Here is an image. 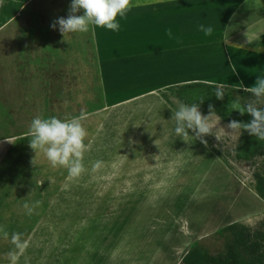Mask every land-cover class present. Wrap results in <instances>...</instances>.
I'll use <instances>...</instances> for the list:
<instances>
[{
	"label": "rangeland",
	"instance_id": "obj_1",
	"mask_svg": "<svg viewBox=\"0 0 264 264\" xmlns=\"http://www.w3.org/2000/svg\"><path fill=\"white\" fill-rule=\"evenodd\" d=\"M70 4L0 0V264H182L194 243L212 255L223 253L228 234L220 231L228 225L264 233V201L254 189L264 153L236 160L241 135L215 117L217 138L204 137L206 146L192 137L181 140L170 120L180 101L172 88L109 105L143 92L132 91L135 83L147 89L163 79L149 63L147 76L134 82L138 76L112 77L115 68L105 76L108 63H123L134 52L121 42V32L113 46L98 47L96 35L111 38L109 31L63 37L58 26L53 30ZM147 24L140 27L152 34L148 29L156 25ZM196 52L222 61L218 46ZM213 66L194 72L220 68ZM225 92L250 99L238 90ZM36 116L80 118L88 145L80 176L53 169L30 149ZM36 201L39 207L27 214L23 205Z\"/></svg>",
	"mask_w": 264,
	"mask_h": 264
},
{
	"label": "crops",
	"instance_id": "obj_2",
	"mask_svg": "<svg viewBox=\"0 0 264 264\" xmlns=\"http://www.w3.org/2000/svg\"><path fill=\"white\" fill-rule=\"evenodd\" d=\"M137 2L139 6H136ZM143 22L149 26L156 25L148 29L152 30V34L140 27ZM200 23L213 24V36L204 37L203 33L198 32L196 26ZM121 24L126 25L121 31L105 30L111 33V38L106 36L102 39L97 34L94 39L98 47L102 42L113 46L116 33L121 32V42L129 53L131 50L134 52L123 63H108L105 76L108 70L115 68L112 77L130 80L138 76L132 80L134 82L147 76L149 70L145 68L149 63L163 81L147 89L141 88L142 83H135L132 91L142 89L143 92L110 102L112 107L191 83L217 85L222 82L228 89L244 91L253 86L256 75L264 71V0H133L132 11ZM97 30L99 33L100 29ZM193 31V35L187 34ZM144 40L147 43L144 44ZM206 42L208 44L204 45ZM202 45L218 46V59L222 61L218 64L217 59L197 56L196 49L202 48ZM157 49L160 51L156 52ZM164 53H168L167 57H164ZM202 64L209 68L212 65L220 68L214 72L205 68L203 73L195 74L194 71ZM120 69H123V74ZM127 90L115 92L114 95L125 94Z\"/></svg>",
	"mask_w": 264,
	"mask_h": 264
},
{
	"label": "clouds",
	"instance_id": "obj_3",
	"mask_svg": "<svg viewBox=\"0 0 264 264\" xmlns=\"http://www.w3.org/2000/svg\"><path fill=\"white\" fill-rule=\"evenodd\" d=\"M136 6H139L138 2ZM132 8L133 0H71L67 18H58L50 27L56 30L58 26L63 37L65 34L87 33L93 28L118 32L120 22L127 18ZM80 10H83V15H76ZM196 27L204 37H211L215 32V27L211 23H200ZM256 76L254 85L244 89L250 94V99L243 100L237 96L227 105L229 112H238L241 116L247 114L252 119L248 123L230 121L227 128L231 133L240 135L242 131L247 132L260 143L264 142V71ZM226 88L222 82L218 83L212 89V95L222 101ZM204 99L205 95L195 97L187 103L178 101L171 112L170 120L175 122L173 132L181 140L192 137L206 146L203 138L215 133L213 129L216 127L212 118L220 120V117L211 105L208 115L201 114L199 109ZM189 132L194 135L190 136ZM86 137L87 132L79 117L36 116L31 120L28 131L29 147L35 155L42 153L50 167L64 169L70 177H78L85 170L82 160L88 148L85 143ZM100 164L101 162L97 161L93 167L99 168ZM23 207L27 214L31 215L34 209L39 207V201L31 205L25 203ZM15 239L16 237H13V240ZM9 255L14 261L15 256L11 253Z\"/></svg>",
	"mask_w": 264,
	"mask_h": 264
},
{
	"label": "trees",
	"instance_id": "obj_4",
	"mask_svg": "<svg viewBox=\"0 0 264 264\" xmlns=\"http://www.w3.org/2000/svg\"><path fill=\"white\" fill-rule=\"evenodd\" d=\"M215 85L205 83H191L172 88L177 99L183 102H190L195 97L205 95L200 109L206 114L209 113L211 105L216 114L224 121H239L248 123L252 119L249 115L241 116L238 112H229L227 105L233 99L225 92L224 100L220 101L212 95ZM244 95L249 93L238 90ZM264 153V142H258L247 132L241 134L238 146L235 150V158L239 161H251ZM255 192L264 201V172L257 171L254 174ZM228 234L226 238L224 252L212 255L199 243H194L187 254L182 259V264H264V233L260 231L252 232L246 226L234 223L224 227L221 231Z\"/></svg>",
	"mask_w": 264,
	"mask_h": 264
}]
</instances>
